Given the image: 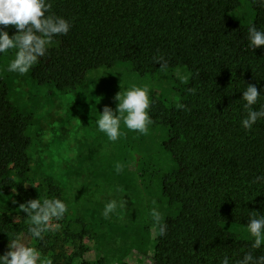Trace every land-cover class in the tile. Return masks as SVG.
<instances>
[{
    "label": "trees",
    "instance_id": "obj_1",
    "mask_svg": "<svg viewBox=\"0 0 264 264\" xmlns=\"http://www.w3.org/2000/svg\"><path fill=\"white\" fill-rule=\"evenodd\" d=\"M51 12L72 22L67 35L56 36L44 57L25 75L59 92L72 91L89 73L128 64L140 78L184 68L190 77L177 105L151 98L152 127L165 131L161 151L174 168L159 179L160 197L170 215L166 235L150 248L153 264H236L253 250L223 230L246 228L253 211L264 213V120L250 131L241 99L247 85L264 89V46L250 48L248 28L264 30L259 0H51ZM3 27V26H0ZM11 37L15 26H8ZM15 53V51H14ZM264 95V92H261ZM264 104V96L257 105ZM30 116L8 98L0 78V193L14 192L16 204L64 193L47 176H31ZM67 205V204H66ZM68 208V206H67ZM20 209V208H19ZM41 240L28 235V219L0 213V255L13 233L32 239L51 264H106L84 259L90 226L69 208ZM70 250V253L68 252Z\"/></svg>",
    "mask_w": 264,
    "mask_h": 264
},
{
    "label": "rangeland",
    "instance_id": "obj_2",
    "mask_svg": "<svg viewBox=\"0 0 264 264\" xmlns=\"http://www.w3.org/2000/svg\"><path fill=\"white\" fill-rule=\"evenodd\" d=\"M14 51L0 54V78L7 84L9 100L31 118V176L36 180L49 177L63 191L70 212L90 226L92 236L83 241L90 251L84 259L153 264L150 246L156 229L150 216L152 202L164 218L170 215L158 187L161 175L174 168L160 148L165 131L150 125L142 135L121 124L122 135L110 142L95 121L105 106L115 111L116 95L133 85H147L150 100L177 105L190 74L176 68L140 78L128 64L121 63L113 69L93 71L74 90L59 92L25 74L8 72ZM120 188L124 191H117ZM112 199H124L125 207L106 219L102 211ZM0 213L18 219L14 192L0 193ZM222 228L240 240L252 241L246 228L233 224ZM23 236L25 243L34 245L31 238Z\"/></svg>",
    "mask_w": 264,
    "mask_h": 264
},
{
    "label": "clouds",
    "instance_id": "obj_3",
    "mask_svg": "<svg viewBox=\"0 0 264 264\" xmlns=\"http://www.w3.org/2000/svg\"><path fill=\"white\" fill-rule=\"evenodd\" d=\"M264 4V0H259ZM51 0H0V54L15 50L14 59L8 64L7 71L24 75L44 57L56 36L67 35L72 27V22L62 16L51 12ZM15 26L16 33L9 36L5 29ZM250 48L264 46V30L255 25L248 28ZM264 89L258 91L254 84L247 85L242 93L243 108L246 117L240 121L244 130L250 131L259 120H264V104L257 105ZM150 89L147 85H133L123 94L116 95L118 101L115 111L105 106L95 124L98 130L106 135L110 142H115L122 135L121 124L128 130L146 135L149 126L153 123L150 115ZM121 166L117 165V171ZM257 181H264V177H257ZM117 191L123 192L120 188ZM150 211L152 226L158 229V235H166L167 225L156 202L153 201ZM125 200L119 202L109 200L103 208L102 215L107 219L114 214L117 208H124ZM20 211L28 219V235L34 240H41L50 229L58 230L60 225L53 223L60 221L68 211L67 205L58 198H36L19 205ZM247 232L252 238L253 250L264 247V213L255 211L248 217ZM8 251L0 255V264H51L42 252L34 245L24 242L21 233H13L7 245ZM220 264H230L228 256L220 260ZM236 264H264V255L254 256L252 251L243 254Z\"/></svg>",
    "mask_w": 264,
    "mask_h": 264
}]
</instances>
